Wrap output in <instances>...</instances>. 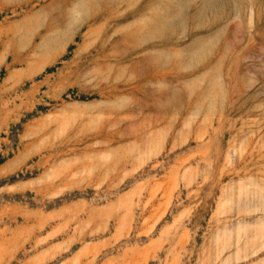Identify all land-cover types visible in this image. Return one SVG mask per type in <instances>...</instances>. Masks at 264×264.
I'll list each match as a JSON object with an SVG mask.
<instances>
[{"label": "rangeland", "instance_id": "rangeland-1", "mask_svg": "<svg viewBox=\"0 0 264 264\" xmlns=\"http://www.w3.org/2000/svg\"><path fill=\"white\" fill-rule=\"evenodd\" d=\"M0 264H264V0H0Z\"/></svg>", "mask_w": 264, "mask_h": 264}]
</instances>
